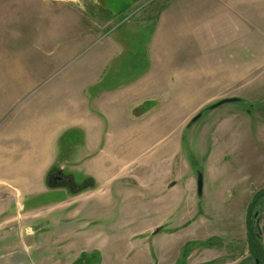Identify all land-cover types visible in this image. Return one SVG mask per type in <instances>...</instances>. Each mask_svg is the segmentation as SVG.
Segmentation results:
<instances>
[{
	"label": "rangeland",
	"instance_id": "1",
	"mask_svg": "<svg viewBox=\"0 0 264 264\" xmlns=\"http://www.w3.org/2000/svg\"><path fill=\"white\" fill-rule=\"evenodd\" d=\"M101 1L93 12L111 19L112 25H85L93 22L85 16L95 15L67 0H0V100L13 105L9 116L22 103L53 97L54 87L67 80L80 82V72L97 66L96 57L113 37L125 39L124 51L118 48L120 59L133 51L144 55L150 26L133 11L147 3L148 12L155 16L169 0ZM68 10L74 18H82L81 25ZM241 10L246 21L245 49L228 47L233 33L226 26L213 27L205 35L212 40L215 63L226 56L247 59L246 91H241L238 101L215 108L210 106L219 98L193 107L184 115L183 129L168 128L150 154L152 167L164 164L163 176L176 185L161 191L152 185L158 178L152 169L145 174V180L151 181L147 186L136 181L115 192L114 201L103 203L100 217L88 224L94 229L81 238L53 227L50 216L58 213L50 212L48 206L66 198V193L94 189L93 179L64 173L74 187L54 182L58 185L54 188L61 190L47 186L51 190L27 197L24 208L21 196L5 187L0 190V264H81L76 260L85 252L91 264H194L208 259V251L214 258L208 264H257L256 259L262 263V253L257 255L250 242L246 218L255 195L264 191V0H247ZM63 16L70 18L69 24H60ZM238 16L230 14V19ZM126 72L115 78L106 75L102 82L123 80L136 71ZM28 82L36 85L26 90ZM198 113L200 117L191 122ZM167 145L166 161H153ZM199 173L202 192L198 195L195 190L191 196L189 179ZM161 222L164 226H153ZM251 222L257 228L256 233L251 231L259 235L256 241L264 249V195L253 207ZM150 225L151 233H142ZM90 236L94 246H100L97 251L81 249ZM53 239L58 243L54 245Z\"/></svg>",
	"mask_w": 264,
	"mask_h": 264
},
{
	"label": "crops",
	"instance_id": "2",
	"mask_svg": "<svg viewBox=\"0 0 264 264\" xmlns=\"http://www.w3.org/2000/svg\"><path fill=\"white\" fill-rule=\"evenodd\" d=\"M67 1L92 11L95 17L85 16V20L93 22L85 25H112L111 19L93 12L100 8L101 0ZM140 1L134 0L133 4ZM246 5L247 0H169L154 16L148 12L147 3H141L133 14L137 12L140 22L150 26L144 55L133 51L120 59L118 48L124 51L125 39L113 37L96 57L97 66L80 72V82L67 80L54 87L53 97L15 105L11 116L13 105L0 100V190L14 189L24 208L27 197L51 190L45 179L52 167L86 181L93 179L94 189L66 193V198L48 206L50 212L58 213L50 216L53 227L81 238L94 229L89 227L90 219L100 217L103 203L114 201L115 192L136 181L147 186L151 181L145 180V174L152 169L158 177L152 185L165 192L173 188L176 182L163 176L165 165L152 167L150 154L153 156L155 145L166 136L168 128L183 129L184 115L193 107L205 105L208 99L241 97V91H246L247 59L226 56L215 63L212 40L205 35L213 27L226 26L233 33L229 39L233 43L228 47L245 49L246 21L241 9ZM68 13L73 15L71 10ZM230 14L239 16L230 19ZM63 18L60 24H69L70 18ZM72 18L81 25V17ZM131 70L136 72L123 80L102 82L106 75L115 78ZM33 83L27 84L26 90L36 85ZM169 147L161 155L158 152L153 161H166L164 153ZM189 187L193 196L197 190L194 176L189 179ZM62 222L65 226L60 225ZM163 223L153 226L161 227ZM86 238L81 249L97 251L100 246H94V236ZM55 243L57 239H53ZM209 254H205L208 259L194 264L213 262Z\"/></svg>",
	"mask_w": 264,
	"mask_h": 264
},
{
	"label": "water",
	"instance_id": "3",
	"mask_svg": "<svg viewBox=\"0 0 264 264\" xmlns=\"http://www.w3.org/2000/svg\"><path fill=\"white\" fill-rule=\"evenodd\" d=\"M238 97H227V98H223V99H220L219 101H217L216 103L212 104L210 106V108H215L223 103H226V102H233V101H238ZM200 113L196 114L192 119H191V122H194L195 120H197L199 117H200ZM61 171V170H60ZM197 192H198V195L201 194L202 192V176L201 174L199 173L197 175ZM264 195V191H261L260 193L257 194V196L253 199V201L250 203L249 205V208H248V211H247V218H246V228H247V232H248V235L250 236L251 239L254 240L255 244L258 246V248L260 249L261 253H262V263L261 264H264V249L262 248V246L256 241V238L255 236L253 235L252 231H251V228H250V220H251V214H252V210H253V207H254V204L255 202L258 200V198L260 196ZM158 231V228H156L153 232L156 233ZM256 262L257 264H259V260L256 259Z\"/></svg>",
	"mask_w": 264,
	"mask_h": 264
},
{
	"label": "trees",
	"instance_id": "4",
	"mask_svg": "<svg viewBox=\"0 0 264 264\" xmlns=\"http://www.w3.org/2000/svg\"><path fill=\"white\" fill-rule=\"evenodd\" d=\"M56 171H57V168H56V167H52V168H50V169L47 171V173H46V179H45V181H46V185H47L48 187H50V188L58 187V185L53 184L54 182H53V180L51 179L52 175H53ZM89 179H90V178H89ZM51 180H52V181H51ZM90 180H92V179H90ZM257 194H258V193H257ZM257 194H256V195H257ZM256 195H255V197H256ZM255 197H254V198H255ZM252 223H253V222H251V224H250L251 230H252L254 233H256L255 230H257V228L255 229V227H253ZM255 236H256L255 238H258L259 235L256 234ZM249 239H250V242H251L252 246L255 247V250H256V252H257V255L261 256L260 249H259L258 246L255 244L254 240L251 239V238H249ZM85 254H88V255L86 256ZM89 259H90V258H89V253H86V252H85V253H81L80 257L76 260V262L81 263V264H91V261H92V260L90 261Z\"/></svg>",
	"mask_w": 264,
	"mask_h": 264
},
{
	"label": "flooded vegetation",
	"instance_id": "5",
	"mask_svg": "<svg viewBox=\"0 0 264 264\" xmlns=\"http://www.w3.org/2000/svg\"><path fill=\"white\" fill-rule=\"evenodd\" d=\"M63 171H56L51 179L53 180V182L55 183H59V184H69L71 187H74L75 183L71 180V179H68L64 176V174L62 173ZM257 196V195H256ZM263 196V195H262ZM261 197V196H260ZM259 197V198H260ZM256 203V202H255ZM255 205V204H254ZM257 263V262H256Z\"/></svg>",
	"mask_w": 264,
	"mask_h": 264
}]
</instances>
